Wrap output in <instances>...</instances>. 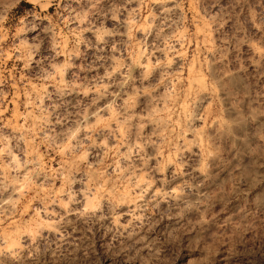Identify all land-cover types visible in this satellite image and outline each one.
<instances>
[{"label":"rangeland","instance_id":"374dc122","mask_svg":"<svg viewBox=\"0 0 264 264\" xmlns=\"http://www.w3.org/2000/svg\"><path fill=\"white\" fill-rule=\"evenodd\" d=\"M0 264H264V0H0Z\"/></svg>","mask_w":264,"mask_h":264},{"label":"bare ground","instance_id":"6f19581e","mask_svg":"<svg viewBox=\"0 0 264 264\" xmlns=\"http://www.w3.org/2000/svg\"><path fill=\"white\" fill-rule=\"evenodd\" d=\"M138 63H140V62H138ZM145 186H147V185H145ZM157 188V187H156ZM155 189V188H154ZM168 189V188H167ZM200 197V196H199ZM180 205V204H179ZM133 206V205H132ZM141 207V206H140ZM135 211V210H134Z\"/></svg>","mask_w":264,"mask_h":264}]
</instances>
